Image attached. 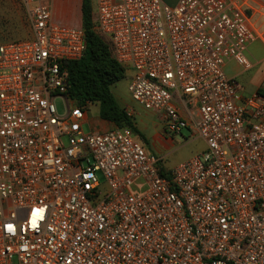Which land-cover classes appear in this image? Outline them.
Returning <instances> with one entry per match:
<instances>
[{"label":"built area","instance_id":"obj_1","mask_svg":"<svg viewBox=\"0 0 264 264\" xmlns=\"http://www.w3.org/2000/svg\"><path fill=\"white\" fill-rule=\"evenodd\" d=\"M51 2L20 0L31 38L0 46V264H264V80L246 95L225 72L251 68L241 10L93 0L95 30L134 72L132 99L168 136L206 143L166 174L132 129L84 130L91 105L69 98L63 66L86 34Z\"/></svg>","mask_w":264,"mask_h":264},{"label":"rangeland","instance_id":"obj_2","mask_svg":"<svg viewBox=\"0 0 264 264\" xmlns=\"http://www.w3.org/2000/svg\"><path fill=\"white\" fill-rule=\"evenodd\" d=\"M31 38V24L28 15L20 0H0V46L11 41H25ZM134 79V72L127 71L125 78L112 87V92L122 107L132 111L133 120L140 131L139 140L152 154L162 156V166L165 173L174 169L181 163L201 155L206 151V143L203 139L184 130L180 135L169 136L167 149L160 150L158 140L168 135L161 116L155 112L147 111L136 103L129 92V86ZM249 95V94H246ZM56 106L60 114L65 113L61 100H57ZM100 105L89 107V123L84 127L86 132L97 130L100 127ZM105 125V123H102ZM115 125L108 123L107 128ZM160 147V148H159ZM170 147V148H169ZM100 182L104 183L103 176L98 173Z\"/></svg>","mask_w":264,"mask_h":264},{"label":"trees","instance_id":"obj_3","mask_svg":"<svg viewBox=\"0 0 264 264\" xmlns=\"http://www.w3.org/2000/svg\"><path fill=\"white\" fill-rule=\"evenodd\" d=\"M93 10V0H83L82 27L87 50L79 61L64 63L67 94L78 106L99 104L101 120L119 128H130L140 135L133 116L112 92V87L125 78L128 70L115 60L110 44L95 30Z\"/></svg>","mask_w":264,"mask_h":264},{"label":"crops","instance_id":"obj_4","mask_svg":"<svg viewBox=\"0 0 264 264\" xmlns=\"http://www.w3.org/2000/svg\"><path fill=\"white\" fill-rule=\"evenodd\" d=\"M163 1L169 6H176L179 2V0ZM228 1L241 10L246 17L248 26L256 36V40L248 46L246 52L247 58L251 62L250 69H245L235 61L227 62L225 66L227 76L238 81L242 91L250 95L258 91L264 80V5L259 0ZM82 5L83 0H52L51 8L54 20L66 26L83 28ZM157 114H159L163 120V115L160 113ZM103 122L105 125L102 124ZM107 125L108 122L100 119V127L97 130H107ZM161 137L162 139L160 138L158 142L161 147H163L160 150L163 151L167 149L168 142L171 141V138H169L168 135L165 137L161 135Z\"/></svg>","mask_w":264,"mask_h":264}]
</instances>
